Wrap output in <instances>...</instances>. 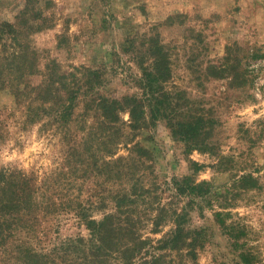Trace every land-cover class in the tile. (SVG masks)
<instances>
[{
  "label": "rangeland",
  "instance_id": "rangeland-1",
  "mask_svg": "<svg viewBox=\"0 0 264 264\" xmlns=\"http://www.w3.org/2000/svg\"><path fill=\"white\" fill-rule=\"evenodd\" d=\"M7 22L17 32L0 37V78H17L28 95L20 106L14 86L0 89V169L26 176L40 205L34 220L20 219L9 244L12 254L23 245L55 255V264H92L74 255L61 257L67 240L83 238L84 249L92 244L93 233L77 206L101 220L113 211L111 193L133 183L130 178L115 182L114 165L94 162L97 143L89 134L101 129L100 109L80 116L82 96L63 124L55 119L59 106L49 103L44 113L39 92L26 87L56 83L52 96H59L60 82L72 85L77 68H90L105 82L98 95L140 96L137 62L149 65L145 52L159 37L172 66L167 87L192 104L190 113L208 119L211 146L185 152L164 120L140 131L126 126L124 138H134L132 145L140 143L152 154L150 169L141 168L136 154L130 158L124 144L118 154L132 170L143 172V184L154 190L139 206L144 210L149 204L141 214L148 241L144 253L187 264H248L240 255L246 250L251 264H264V0H0V26ZM37 111L45 117L35 116ZM121 118L127 122L130 115L123 112ZM191 174L211 193L189 202L177 195L174 180ZM159 205L166 210L158 225L149 216L159 217ZM175 209L188 210L183 222L189 230L207 232L196 259L179 249L157 248L176 229Z\"/></svg>",
  "mask_w": 264,
  "mask_h": 264
},
{
  "label": "trees",
  "instance_id": "trees-1",
  "mask_svg": "<svg viewBox=\"0 0 264 264\" xmlns=\"http://www.w3.org/2000/svg\"><path fill=\"white\" fill-rule=\"evenodd\" d=\"M28 10L29 4L26 5L22 14H28ZM0 32V37L3 39L6 34L15 36L17 26L8 22L3 23L0 26ZM152 43V48L145 52L149 55V65L145 66L144 60L137 62L141 69V77L137 78L138 87L142 91L140 96H126L119 99L98 95L101 88L105 86V82L101 80L102 74L99 70L90 68H77V73L73 74L72 85L60 82L59 96H52L56 83L47 81L46 84L44 82L38 86L28 85L26 87L27 89L34 87L33 91L39 92L44 113L48 111L44 108L49 103H52V106H59L55 119L63 124L73 117L82 96L85 97L83 101L85 106L83 115L80 116L86 117L90 110L100 109L103 117L99 123L102 124L101 129L96 131L91 129L92 132L89 134L90 137L92 136V144L97 143L98 159L94 162L103 161L105 168L109 167L107 165H114L110 174L111 177L116 176L115 182L123 178H130L133 181L130 187L122 186L119 190H114L111 193V202L114 204L113 211L105 212L101 220L90 217L82 204L77 206L78 216L93 233L92 244L89 249H84L86 247H84L83 238L63 242L61 247L63 259L65 255H74L79 262H84L86 259V262H92V264H112V262H107L111 258L117 259L119 264H187L175 262L171 260L173 258L168 261L167 258L171 255L159 254L149 258L144 253L148 241L143 238L141 233L144 225L141 224V214L142 211L147 213L149 204H146L147 207L144 210H140L139 206L141 203L145 205L147 198L154 193V190L143 184L145 176L143 172L132 170L131 165L129 166V163L125 161L126 159L118 156L120 147L124 144L132 152L130 158H134L133 156L136 154L141 168L150 169L148 161L152 156L151 151L140 143L132 145L134 138L125 139L124 137L127 135L125 129L127 126L132 131H140L153 126L160 120L167 123L174 138L184 145L185 152L203 150L211 146L208 119L202 115L197 116L190 113L192 104L183 99L182 93L175 94L168 89L167 84L173 77L169 52L159 37L152 39ZM79 72L82 75L80 78ZM11 85L15 87L18 104L25 105V95L28 94L20 88L19 80L17 78L11 80L10 75L0 78V89ZM123 112L130 115L127 122L121 118ZM38 113L40 112L37 111L35 116H40L42 119L45 117ZM47 116H51V114H46ZM92 157H95L94 154ZM251 179H253L252 176L243 177L240 182H249ZM174 187L177 195L189 202L192 201L194 195L203 197L211 193V188L204 191L203 183H197L192 174L175 179ZM39 206L36 192L26 176H22L19 171L10 168L0 169V264L56 263L53 262L56 259L55 255H47L44 251L33 247L22 245L17 254L10 252L9 244L20 227V219L23 221L27 216L34 220L36 218L34 211ZM158 210H160L159 217H149H152V221L159 225L162 223L161 214L165 213L166 206L159 205ZM178 212V209L173 210L176 229L169 238L160 240V245L157 248H170L172 251L179 249V254L185 256L191 254L196 259L197 247H204V243L207 241V232L205 229L189 230L183 222L189 216L188 210L184 209L180 214ZM218 215L221 216L223 213L220 212ZM188 241L191 242L188 243ZM82 249L84 254H81ZM88 250H90L89 254ZM248 253L244 250L240 252V255L246 263L251 264L252 260ZM9 254L11 258L3 260V255Z\"/></svg>",
  "mask_w": 264,
  "mask_h": 264
}]
</instances>
